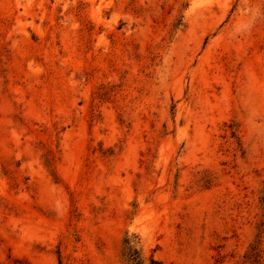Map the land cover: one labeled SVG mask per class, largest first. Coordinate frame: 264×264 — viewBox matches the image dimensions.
Returning a JSON list of instances; mask_svg holds the SVG:
<instances>
[{
  "label": "rangeland",
  "instance_id": "374dc122",
  "mask_svg": "<svg viewBox=\"0 0 264 264\" xmlns=\"http://www.w3.org/2000/svg\"><path fill=\"white\" fill-rule=\"evenodd\" d=\"M0 264H264V0H0Z\"/></svg>",
  "mask_w": 264,
  "mask_h": 264
}]
</instances>
